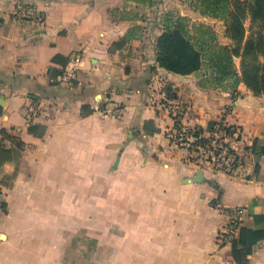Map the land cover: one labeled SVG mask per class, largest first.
<instances>
[{
	"label": "crops",
	"instance_id": "crops-1",
	"mask_svg": "<svg viewBox=\"0 0 264 264\" xmlns=\"http://www.w3.org/2000/svg\"><path fill=\"white\" fill-rule=\"evenodd\" d=\"M178 1L0 0V264H264V96L158 65L162 12ZM17 4L44 21L15 19ZM76 54V78L59 81ZM164 90L188 103L187 122L228 108L243 177L202 168L196 180L164 136ZM117 105L120 117L100 113Z\"/></svg>",
	"mask_w": 264,
	"mask_h": 264
},
{
	"label": "trees",
	"instance_id": "trees-1",
	"mask_svg": "<svg viewBox=\"0 0 264 264\" xmlns=\"http://www.w3.org/2000/svg\"><path fill=\"white\" fill-rule=\"evenodd\" d=\"M189 2L190 9L201 16L222 21L228 42H220L210 25L167 11L155 41L158 65L181 75L201 72V86L222 87L233 93L242 82L254 95L264 96V0ZM212 123L208 121L207 125ZM260 151L263 153L264 147Z\"/></svg>",
	"mask_w": 264,
	"mask_h": 264
},
{
	"label": "built area",
	"instance_id": "built-area-1",
	"mask_svg": "<svg viewBox=\"0 0 264 264\" xmlns=\"http://www.w3.org/2000/svg\"><path fill=\"white\" fill-rule=\"evenodd\" d=\"M12 16L17 20H31L34 22L44 21V14L33 5L17 4ZM81 57L76 54L72 56L59 76V81L67 82L74 78L79 70ZM160 108L166 110L171 120V126L164 131L166 139L175 147L185 150L189 162L201 170L210 168L221 171L229 176L243 177L245 163V149L242 143V129L238 124H229L226 121L227 107H223L220 116L208 121L213 123L208 126L193 119L191 122L183 120L191 109L188 103L175 96L170 97L163 93L154 102ZM100 113L114 117H120V107H105ZM38 114L37 108L32 109L27 116L28 120ZM207 121V122H208ZM241 208L231 207L227 210V222L217 234L216 239L221 243L232 240L240 223Z\"/></svg>",
	"mask_w": 264,
	"mask_h": 264
},
{
	"label": "rangeland",
	"instance_id": "rangeland-1",
	"mask_svg": "<svg viewBox=\"0 0 264 264\" xmlns=\"http://www.w3.org/2000/svg\"><path fill=\"white\" fill-rule=\"evenodd\" d=\"M177 4H178V6H176V5L172 6V7H174L172 10H170L169 8H168L169 10H166L167 8L163 9L162 19H163V15L167 11H170L173 14H180L179 11H182V12L186 13L184 15L188 16L192 22H203L205 24L210 25L214 29V31L216 33V36H217V39L220 42H222V43H227L228 42V40H227V38L225 37V34H224V26H223L222 21H220L218 19H212V18H208V17H205V16H201L198 12L191 10L190 7H189V4H190L189 0H179ZM181 15H183V14H181ZM149 17H151V15H149ZM248 24H249V22L246 21V26H248ZM235 63L236 64L238 63L237 59H235ZM201 76H202L201 72H198V73L195 74V77H198L199 79L201 78ZM164 93L165 94H167V93L170 94L169 92H166L165 90H164Z\"/></svg>",
	"mask_w": 264,
	"mask_h": 264
},
{
	"label": "water",
	"instance_id": "water-1",
	"mask_svg": "<svg viewBox=\"0 0 264 264\" xmlns=\"http://www.w3.org/2000/svg\"><path fill=\"white\" fill-rule=\"evenodd\" d=\"M196 175H197V179L196 180H200L202 179L203 177V171L201 169H198L197 172H196Z\"/></svg>",
	"mask_w": 264,
	"mask_h": 264
}]
</instances>
